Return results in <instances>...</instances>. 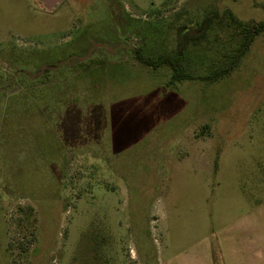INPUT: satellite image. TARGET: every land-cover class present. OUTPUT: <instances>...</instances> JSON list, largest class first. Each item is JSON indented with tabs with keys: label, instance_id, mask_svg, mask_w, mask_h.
Wrapping results in <instances>:
<instances>
[{
	"label": "rangeland",
	"instance_id": "1",
	"mask_svg": "<svg viewBox=\"0 0 264 264\" xmlns=\"http://www.w3.org/2000/svg\"><path fill=\"white\" fill-rule=\"evenodd\" d=\"M211 14L195 78L228 66L264 0H0V264L225 263L220 240L264 203V32L213 83L104 49L58 66L128 35L174 54Z\"/></svg>",
	"mask_w": 264,
	"mask_h": 264
},
{
	"label": "trees",
	"instance_id": "2",
	"mask_svg": "<svg viewBox=\"0 0 264 264\" xmlns=\"http://www.w3.org/2000/svg\"><path fill=\"white\" fill-rule=\"evenodd\" d=\"M229 15L233 21L237 19L231 12ZM215 20L214 15H206L200 23L194 27L182 25L177 30V45L176 52L174 54L159 55L156 58L146 56L141 49H134V58L140 64L151 68H159L161 66H168L171 71V83H180L186 80L201 79L207 82H216L222 77L230 74L234 68L239 64L241 58L247 53L250 46L254 42L255 38L264 32V22L258 24H250V27L246 29V33L243 37L242 42L233 55L228 66L214 71L207 76H200L195 78L192 73L188 70L185 64V55L191 45L202 43L206 40L210 29L213 26ZM240 26H245L243 23L238 22Z\"/></svg>",
	"mask_w": 264,
	"mask_h": 264
},
{
	"label": "crops",
	"instance_id": "3",
	"mask_svg": "<svg viewBox=\"0 0 264 264\" xmlns=\"http://www.w3.org/2000/svg\"><path fill=\"white\" fill-rule=\"evenodd\" d=\"M227 232L220 240L224 264H264V203L244 213Z\"/></svg>",
	"mask_w": 264,
	"mask_h": 264
},
{
	"label": "flooded vegetation",
	"instance_id": "4",
	"mask_svg": "<svg viewBox=\"0 0 264 264\" xmlns=\"http://www.w3.org/2000/svg\"><path fill=\"white\" fill-rule=\"evenodd\" d=\"M110 43H114L112 41H109ZM104 45L106 47H97L96 44H92L91 47H89L86 51L85 54H76V55H72L71 57L67 58V60H61L58 63L59 65H63L65 66L66 64H68L70 66V68H74L75 66H77V62H79L80 64L85 63L89 58H91V56H93L94 52H96V50L98 49H104L105 51H107L109 54H116V53H123L126 54L127 56L132 55L135 46L133 45V42L131 41V36H125V37H121L118 38V41H115V47L112 48L110 45L107 44H101ZM70 60V58H72ZM74 60V61H73ZM73 61V62H72ZM53 68L54 65H52ZM56 66V65H55ZM56 66V67H58ZM47 69H49L48 67L44 69V71H41V73H45L47 71ZM40 75V74H39Z\"/></svg>",
	"mask_w": 264,
	"mask_h": 264
},
{
	"label": "water",
	"instance_id": "5",
	"mask_svg": "<svg viewBox=\"0 0 264 264\" xmlns=\"http://www.w3.org/2000/svg\"><path fill=\"white\" fill-rule=\"evenodd\" d=\"M44 8L47 11H53L55 9H57L61 4H63L66 0H41ZM97 47H106L104 45H97Z\"/></svg>",
	"mask_w": 264,
	"mask_h": 264
}]
</instances>
